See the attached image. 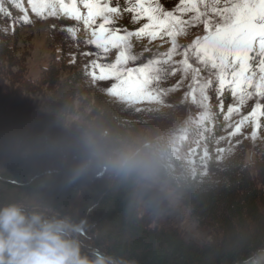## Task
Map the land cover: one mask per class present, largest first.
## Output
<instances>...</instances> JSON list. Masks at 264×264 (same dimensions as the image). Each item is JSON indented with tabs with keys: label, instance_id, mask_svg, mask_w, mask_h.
<instances>
[{
	"label": "trees",
	"instance_id": "obj_1",
	"mask_svg": "<svg viewBox=\"0 0 264 264\" xmlns=\"http://www.w3.org/2000/svg\"><path fill=\"white\" fill-rule=\"evenodd\" d=\"M124 1L119 0L122 8ZM16 2L0 0V206L19 203L28 211L69 216L82 223L86 249L99 248L122 264H264V127L259 139L248 138V123L241 135L228 136L232 129L224 115L233 98L225 91L222 113L215 85L208 114L178 119V127L176 117L184 116L179 108L127 105L86 78L85 35L56 40L55 28L48 41L60 45V55L30 77L25 30L60 15L46 10L37 16L23 0L29 22L22 23ZM79 104L85 115L71 122ZM160 123L169 128L144 150L162 160L158 179L209 230L200 243L143 204V176L78 162L89 133L121 150ZM250 148L254 156L247 162Z\"/></svg>",
	"mask_w": 264,
	"mask_h": 264
},
{
	"label": "snow or ice",
	"instance_id": "obj_2",
	"mask_svg": "<svg viewBox=\"0 0 264 264\" xmlns=\"http://www.w3.org/2000/svg\"><path fill=\"white\" fill-rule=\"evenodd\" d=\"M27 4L37 16H45L48 10V16L82 21L87 30L84 43L99 50L97 58L85 65L86 78L113 81L107 88L110 94L125 101L148 99L161 88L162 81L179 75L177 85L190 81L189 94L209 104L208 92L215 85L222 113L225 91L234 100L224 120L230 121L234 114L240 117L234 125L228 124L232 129L228 136L241 135L248 123V138H260L257 133L264 127V103L258 100L250 112L241 113L254 96L264 99V0H179L171 9L160 0H126L123 8L118 2L112 6V0H27ZM16 7L22 13L21 22H29L23 0L16 2ZM123 12L131 14L134 24L146 22L134 31L112 27ZM194 28L199 31L193 32ZM66 31L75 37L79 30L68 27ZM190 35L194 39L180 42ZM134 38H146L149 43L159 40L170 46L159 53L160 58L129 67L130 62L141 59V54L134 52ZM113 50L114 59L101 63V54L108 60ZM144 52L151 50L144 47Z\"/></svg>",
	"mask_w": 264,
	"mask_h": 264
},
{
	"label": "rangeland",
	"instance_id": "obj_3",
	"mask_svg": "<svg viewBox=\"0 0 264 264\" xmlns=\"http://www.w3.org/2000/svg\"><path fill=\"white\" fill-rule=\"evenodd\" d=\"M119 3V0H112V6H115L116 3ZM122 2V1H121ZM126 3V0L124 1ZM179 2V0H160V3L164 5L166 9H171L175 6V4ZM82 11H86L83 10ZM67 18V17H66ZM101 21L98 19L97 24ZM145 20H142L138 24H134L131 20L130 13H123L120 20L116 22L112 27L120 28V29H128L129 31H134L136 28L140 26ZM55 25L49 26V25ZM68 27L77 28L79 31L76 33L75 37H72L66 29ZM56 29V40L61 38H69L70 40H75L78 35L83 34L86 35V28L83 25L82 21H75L73 19L67 18L64 19L62 15L59 18H52L44 21L41 25L36 27H30L25 30L24 34L28 36L30 34V40L28 45L29 49V57L27 61V66L29 70V76L36 78L40 75L43 68L47 67L51 61L60 55V45H56L58 43L53 42V44H49L48 37L51 34V29ZM193 32H198V28L192 29ZM80 32V33H79ZM122 34V33H121ZM26 36H23L26 38ZM194 39V36L190 35L187 39L182 38L181 43H187L188 40ZM134 52L141 54V59L135 62H130L129 67L135 66L137 67L140 63L146 62L149 58H160L159 53H163L170 46L166 43H163L159 40L149 41L145 38L143 40H136L134 38ZM24 46V45H23ZM144 47H147L151 50V52H144ZM99 50L95 48V46H88L86 44V49L84 53H92V56H88V60L96 59V53ZM115 52L109 56L108 60L102 58L101 54V63H108L114 59ZM258 73V69H257ZM179 80V75L176 77H169L166 80L162 81L160 84V89L157 90L151 98L140 100V101H125L120 97L114 96L107 91V88L111 86L113 81H96V85L98 88L112 96L116 97L117 100L122 101L123 103L134 106V107H145V108H154L160 107L165 110L171 108L168 105L173 106L174 109L179 108L183 112L181 118L176 117L175 124L179 125L181 123L180 120H189L191 116L195 114H199V116H206L208 114L209 106L207 103L200 101L199 99H194L189 93L191 89L189 88L190 81H184L177 85V81ZM256 82L258 83V75L256 78ZM250 91H254L255 89H249ZM198 95V93H197ZM210 96V93L208 92ZM263 101L258 96H254L251 100L247 102V104L243 107L242 113L246 111L247 108L254 106L255 102ZM232 103L234 100L232 99ZM78 115L72 116L74 119L71 122H76L80 114L85 115L84 111L81 110L80 104L77 106ZM194 113V114H193ZM70 117V120L72 119ZM239 116L233 115L232 119L228 121V124L236 123L239 120ZM160 127H154L156 131L148 132L146 136H141L131 142V144H126L122 149L126 147H143L144 149L149 148V143H151L153 138L157 137L159 131L169 128L168 124L160 123ZM93 129V128H92ZM227 129L231 130V128ZM90 131V130H89ZM88 131V133H89ZM150 133V134H149ZM87 136L83 142L80 153H77L78 162L83 165H89L91 168H94L97 171H113L108 163V159L114 157L120 150H114L109 146L105 145L107 143L102 142L98 143V141L91 136ZM152 140V141H151ZM254 156V150L250 148L247 152L246 160L247 162L251 161ZM143 204L154 214L157 216L158 220H161L164 223H171L182 231L184 237L188 240H193L196 242H202L207 239L209 230L205 227H202L198 221L191 216L190 209L188 206L184 205L179 197L175 194V192L164 182L159 179H144L143 186L139 191ZM84 197V195H82Z\"/></svg>",
	"mask_w": 264,
	"mask_h": 264
},
{
	"label": "clouds",
	"instance_id": "obj_4",
	"mask_svg": "<svg viewBox=\"0 0 264 264\" xmlns=\"http://www.w3.org/2000/svg\"><path fill=\"white\" fill-rule=\"evenodd\" d=\"M125 176L159 178L162 160L143 147H126L108 159ZM82 223L69 216L28 211L19 203L0 206V264H122L99 248L86 249Z\"/></svg>",
	"mask_w": 264,
	"mask_h": 264
}]
</instances>
